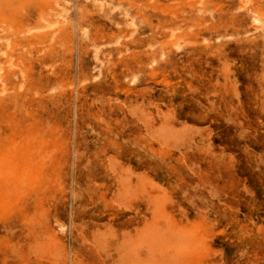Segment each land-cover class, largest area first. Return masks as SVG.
Listing matches in <instances>:
<instances>
[{
	"label": "rangeland",
	"instance_id": "1",
	"mask_svg": "<svg viewBox=\"0 0 264 264\" xmlns=\"http://www.w3.org/2000/svg\"><path fill=\"white\" fill-rule=\"evenodd\" d=\"M0 264H264V0H0Z\"/></svg>",
	"mask_w": 264,
	"mask_h": 264
},
{
	"label": "bare ground",
	"instance_id": "2",
	"mask_svg": "<svg viewBox=\"0 0 264 264\" xmlns=\"http://www.w3.org/2000/svg\"><path fill=\"white\" fill-rule=\"evenodd\" d=\"M247 1H248V0H247ZM245 3H246V2H245ZM253 19H254V22H256V23L259 22V18H258V16L255 15ZM260 21H261V20H260Z\"/></svg>",
	"mask_w": 264,
	"mask_h": 264
}]
</instances>
